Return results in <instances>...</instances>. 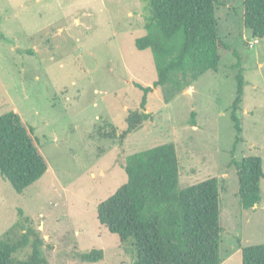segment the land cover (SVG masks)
<instances>
[{"label": "rangeland", "instance_id": "1", "mask_svg": "<svg viewBox=\"0 0 264 264\" xmlns=\"http://www.w3.org/2000/svg\"><path fill=\"white\" fill-rule=\"evenodd\" d=\"M146 13V0H0V113L12 109L34 127L47 163L22 193L0 176V236L28 221L49 264H131L133 247L99 223L96 206L126 181L127 155L167 142L180 186L218 179L220 264H241L242 246L264 243V178L261 201L243 209L232 163L258 155L264 173V36L243 26L242 0H218L229 45L218 71H205L169 102L152 88L149 119L120 142L142 96L134 84L151 86L156 76L150 50L134 46ZM237 61L245 84L233 149ZM91 249L102 258L82 261L78 254Z\"/></svg>", "mask_w": 264, "mask_h": 264}, {"label": "trees", "instance_id": "2", "mask_svg": "<svg viewBox=\"0 0 264 264\" xmlns=\"http://www.w3.org/2000/svg\"><path fill=\"white\" fill-rule=\"evenodd\" d=\"M218 0H146L144 34L135 38L138 50L149 49L155 69L150 85L135 83L142 91L139 108L125 117L119 141L142 127L147 93L158 87L165 102L196 82L205 71L217 72L229 45L221 38L216 15ZM243 26L253 37L264 36V0H242ZM235 74L236 91L229 118L239 141V111L244 90L243 68ZM34 127L14 110L0 113V176L17 193L39 179L47 163L38 147ZM232 149V150H233ZM239 204L250 209L261 201L264 178L261 158L232 159ZM127 179L98 202L99 223L121 242L129 243L131 264H220L219 182L215 176L180 186L173 143L158 144L125 157ZM26 219V218H25ZM27 220V219H26ZM13 226L0 236V264H49L43 239L31 225ZM241 264H264V243L240 248ZM23 254V255H22ZM85 262L102 258L101 249L78 254Z\"/></svg>", "mask_w": 264, "mask_h": 264}, {"label": "crops", "instance_id": "3", "mask_svg": "<svg viewBox=\"0 0 264 264\" xmlns=\"http://www.w3.org/2000/svg\"><path fill=\"white\" fill-rule=\"evenodd\" d=\"M248 108L246 107V110H247ZM254 208V207H253Z\"/></svg>", "mask_w": 264, "mask_h": 264}, {"label": "built area", "instance_id": "4", "mask_svg": "<svg viewBox=\"0 0 264 264\" xmlns=\"http://www.w3.org/2000/svg\"><path fill=\"white\" fill-rule=\"evenodd\" d=\"M250 45H252V43H250Z\"/></svg>", "mask_w": 264, "mask_h": 264}]
</instances>
